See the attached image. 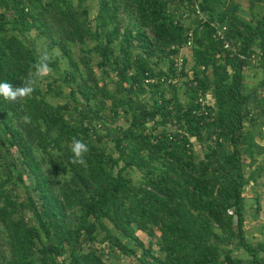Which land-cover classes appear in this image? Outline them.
<instances>
[{
  "label": "trees",
  "instance_id": "1",
  "mask_svg": "<svg viewBox=\"0 0 264 264\" xmlns=\"http://www.w3.org/2000/svg\"><path fill=\"white\" fill-rule=\"evenodd\" d=\"M97 1L91 15L87 0H0V82L22 84L39 42L65 62L53 53L58 75L25 101L0 97V264H106L118 251L140 264H239L235 248L264 264L243 191L264 176V0H248L250 18L237 0ZM73 137L89 146L84 165L70 163Z\"/></svg>",
  "mask_w": 264,
  "mask_h": 264
},
{
  "label": "rangeland",
  "instance_id": "2",
  "mask_svg": "<svg viewBox=\"0 0 264 264\" xmlns=\"http://www.w3.org/2000/svg\"><path fill=\"white\" fill-rule=\"evenodd\" d=\"M241 3L243 6V14L245 17L250 18L252 16L250 9L247 7L248 6V0H237ZM87 3L90 8V13L93 15V13L96 11L97 6H98V1L97 0H87ZM199 7H200V2ZM258 8V9H257ZM201 9V7H200ZM257 15H261L264 11V8L261 6H258L255 8ZM254 10V12H255ZM255 20V19H254ZM253 20V21H254ZM33 32H31L32 34ZM39 45L42 46L44 51L46 50L50 56L53 57V53L58 56V62H60L61 66L65 65L64 60L62 59L59 50L54 46L52 48L44 45L39 42ZM75 48H78L76 45ZM184 53H187V56H189V48L183 49ZM98 57L93 53L90 56V61L92 64L95 65ZM95 71L99 75L100 79L102 80L105 78L103 75H101L99 67H96L95 65ZM51 73H53L55 76L58 75V73L55 70H52ZM262 77V70L261 67L258 64H254L253 66L249 67L248 69H245V79L249 87L255 86L260 78ZM108 85L111 87L113 86V82L108 80ZM180 98L184 99L185 95L183 94L182 90H180ZM51 100L53 102H60L62 101L61 98L56 97V96H50ZM118 123L126 124L125 120L123 117H120L117 120ZM264 142V141H263ZM194 147L197 150L199 156L201 157L202 155V150L200 148V145L197 142H194ZM131 175L133 176L134 179H137L139 177L138 171H132ZM244 194H245V203H246V229H247V235L248 239L251 241L255 242L258 239H264V176H261L259 180L256 183H249L244 186ZM256 194L259 195V210H255V205H256ZM138 235L147 242L148 240V235L141 231L138 230ZM233 255L242 258V262L239 264H248L247 263V253L244 251L242 248H235L233 250ZM105 261L106 264H140V262L136 259V257L131 256V255H124L121 252H117V254H113L112 252L108 253L105 256Z\"/></svg>",
  "mask_w": 264,
  "mask_h": 264
},
{
  "label": "clouds",
  "instance_id": "3",
  "mask_svg": "<svg viewBox=\"0 0 264 264\" xmlns=\"http://www.w3.org/2000/svg\"><path fill=\"white\" fill-rule=\"evenodd\" d=\"M51 60L52 56L46 50L41 51L37 55L35 62L31 65L28 77L22 81L21 85L14 86L7 81L0 82V97L5 101L13 103L23 102L27 98H30L36 89L38 81H42L51 74ZM23 120L25 123H30V118L27 115L23 117ZM68 148L72 153L70 158L71 164H86L85 155L89 151V146L83 139L73 137L71 143L68 144ZM55 178L59 179V176Z\"/></svg>",
  "mask_w": 264,
  "mask_h": 264
},
{
  "label": "built area",
  "instance_id": "4",
  "mask_svg": "<svg viewBox=\"0 0 264 264\" xmlns=\"http://www.w3.org/2000/svg\"><path fill=\"white\" fill-rule=\"evenodd\" d=\"M212 24L215 26V34H214L215 37L223 40V45L225 48L235 50L236 49L235 46L230 42L229 39H227L225 37V30H226L225 25H220L217 21L212 22ZM189 43H190V39H188V41L186 43L181 44L179 46L180 53H179L178 57H176V59H175V65H176L177 72L182 71L184 68L183 67L184 66L183 58H184L185 53L183 52V49L187 48ZM189 77L193 78L192 71H189ZM201 100H202V102H204V98H202Z\"/></svg>",
  "mask_w": 264,
  "mask_h": 264
}]
</instances>
